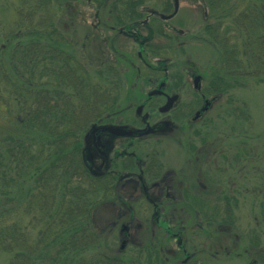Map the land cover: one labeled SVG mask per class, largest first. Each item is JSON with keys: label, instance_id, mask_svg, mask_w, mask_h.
<instances>
[{"label": "rangeland", "instance_id": "374dc122", "mask_svg": "<svg viewBox=\"0 0 264 264\" xmlns=\"http://www.w3.org/2000/svg\"><path fill=\"white\" fill-rule=\"evenodd\" d=\"M12 1L15 3L16 0ZM53 1L59 4H52L56 12L57 28L71 39L72 47V42L77 45L76 51L79 54L84 52L86 57L89 56L95 61L91 69H103L108 58H112L110 63L115 64L119 72L117 109L121 112L133 113L131 107L138 103L137 98L145 85L141 77L162 74L164 67L172 82L180 76L183 86L179 100L182 103L186 102L189 94H193L192 87L188 91L187 68L195 69L202 75L200 82L203 86L212 82L213 78L222 77L224 89L218 91L216 100L201 119L192 127L177 123L169 125L151 136L153 138L150 142L154 145L150 147L158 152L164 162V170L167 171L179 168L183 163L182 159L193 161L197 156V166L202 170L203 183L211 186L210 190L213 187L218 189L198 193L207 196L212 204L213 213L210 216L216 219L211 226H203L204 232L213 235L208 238L210 241L214 239L216 249L218 248V252H213L212 259H223L217 264H250L254 258L256 263L252 264H264V78L262 80L247 76L232 79L223 74L217 50L202 32L207 21L205 0H176L178 7L169 19L155 17L150 11H156L157 15L172 13L175 0ZM0 13L1 17L7 19L13 16L12 7L6 0L0 2ZM133 21L138 25L139 36L150 35V43L142 51V57L159 65L160 72L146 69L137 58L136 43L119 32L123 25ZM158 63L162 64L161 67ZM131 102L133 105L129 106ZM14 115L10 105L2 109L0 125L10 127ZM144 150L142 154H145ZM35 185L34 177L20 179L16 203H12L14 206L18 203L14 217L21 229L28 236H49L52 232L54 235L59 233L62 237L69 236V232L61 230V225L56 222L53 225L48 224L49 221L44 223V211L40 207L31 208L33 210L24 208L28 206L26 203H29ZM56 196L54 194V199ZM4 206L7 208L6 203ZM4 218L5 222L11 221L7 219L6 211ZM193 219L191 215L187 219L189 221L184 223V226H188L186 232L201 233L192 222ZM227 224L234 226L231 231ZM232 232L244 234L239 236V242L234 240L239 243L238 247L231 246L233 252L241 253L240 257L227 254L232 244L229 241L234 239ZM87 233H91L88 228ZM248 233L253 234L251 239L248 238ZM223 234L230 236L229 243L222 240ZM102 237L101 242L105 243L102 249L110 254L115 253L112 250L119 247L117 236ZM202 237L191 236V247L202 245L203 241L197 240ZM254 237L256 239L252 240ZM156 239L154 236L152 239L148 236H136L131 240L129 245L133 246L132 249L140 248L142 253L140 258L134 259V264L162 263L161 259L157 261L152 256L157 248L150 240ZM218 241H222V244ZM164 243L168 248L174 246L173 241ZM202 248L206 250L203 245ZM94 253L95 248L89 247L81 255L87 260ZM130 255L128 256L131 257ZM146 255L151 257L145 259ZM164 255L167 257L165 264L178 263L169 250ZM8 258L7 253L0 251V264H5ZM85 264H88L87 261Z\"/></svg>", "mask_w": 264, "mask_h": 264}, {"label": "trees", "instance_id": "16d2710c", "mask_svg": "<svg viewBox=\"0 0 264 264\" xmlns=\"http://www.w3.org/2000/svg\"><path fill=\"white\" fill-rule=\"evenodd\" d=\"M6 1L13 16L0 13V112L10 105L15 117L10 127L0 125V251L9 255L5 264H120L116 258L104 259L97 236L82 230L98 200L93 189L98 180L86 171L79 152L88 124L118 104V69L110 61L103 69H91L95 61L83 60L57 28L52 6L58 3ZM205 7L202 32L219 54L223 74L263 80L264 0H205ZM221 79L211 80L213 93L224 89ZM52 175L57 196L53 207L46 197L39 206L42 221L53 220L69 236H28L14 217L18 203L12 205L20 179L34 177L47 195ZM4 211L11 221L5 222ZM89 247L96 253L85 260L81 252Z\"/></svg>", "mask_w": 264, "mask_h": 264}, {"label": "flooded vegetation", "instance_id": "af4514ba", "mask_svg": "<svg viewBox=\"0 0 264 264\" xmlns=\"http://www.w3.org/2000/svg\"><path fill=\"white\" fill-rule=\"evenodd\" d=\"M150 13L158 17L154 10ZM137 26V23L133 21L123 25L119 32L136 43L137 58L143 66H146V69L160 72L159 65L142 57V51L150 43L148 41L150 35L139 36ZM66 38L71 43V39L68 36ZM72 44L77 49V45L74 42ZM81 53L82 59L86 60L84 52ZM82 59L79 57V60L84 62ZM108 59L107 61L112 60V58ZM136 71L138 72V69ZM186 75L188 91L190 92L192 87L193 94H189L185 103L179 100L183 86L180 76L172 82L164 67L162 74L141 77L145 85L137 98L138 103L131 107L133 113L121 112L116 104L110 113L89 123L81 135L79 152L82 164L86 171L96 176L98 180V184L93 186L98 194V200L91 204L93 206L89 211L90 221L86 222L82 230L85 236L88 235L87 228L91 231L90 236H97L100 241L98 252L106 260L116 258L120 264H126L124 261L129 260L128 264H134V259L140 258L142 253L140 248L132 249L133 246L129 245L131 240L136 236H148L150 239L154 236L157 239L150 240V243H153L157 250L153 251L152 256L157 261L161 259V264H165L167 257L164 253L168 250L177 259V264H217L223 261V259H212L213 252H218L216 241L214 239L210 241L208 236L213 235L203 231V226H211L216 219L210 216V213H213L212 204L207 196L204 197L198 193L218 191V189L213 187L210 190L211 186L208 187L203 183L202 170H199L197 166L198 157L195 156L193 161L184 158L179 168L167 171L164 170V162L160 159L158 152H154L150 147L154 145L150 142L153 134L175 123L192 127L208 112L216 100L218 94L213 93L211 82L203 86L200 82L202 75L197 70L187 68ZM173 96L175 97L169 107L164 111L161 110ZM130 105H133L132 102ZM144 149L147 151L145 152ZM142 150L145 154H142ZM50 167L49 172L53 171L52 166ZM53 181L52 175L47 195L41 193L40 184H36L30 196L31 201L26 205L37 208L45 204L46 197L49 201L47 204L53 207L55 204ZM200 186H203L201 187L203 189ZM191 215L194 218L192 222L197 229L201 230V233L186 232L188 226H184V223L189 221L187 219ZM48 224L53 225L54 221L49 220ZM227 227L230 230L234 226L227 224ZM232 234L234 239L231 241H229L230 236L224 234L222 240L232 243L227 250L229 256L240 257L241 253L233 252L231 246L238 247L239 243H235L234 240L239 242L241 240L239 236L244 234L233 232ZM49 236L55 235L52 232ZM102 236H117L119 247L112 250L115 253L110 254L106 252V249H102V245L105 244L101 242ZM191 236H203L197 240L203 241L202 245L206 247V250L201 244L192 248ZM247 236L251 239L253 234L248 233ZM255 239L254 237L252 240ZM166 241H173L174 246L168 248L164 243ZM218 243L221 245L222 241ZM149 257L151 255H146L145 259ZM252 263H256L254 258L250 261V264Z\"/></svg>", "mask_w": 264, "mask_h": 264}, {"label": "water", "instance_id": "95a60500", "mask_svg": "<svg viewBox=\"0 0 264 264\" xmlns=\"http://www.w3.org/2000/svg\"><path fill=\"white\" fill-rule=\"evenodd\" d=\"M177 7H178V3H177V1L175 0L174 10H173V12H172L171 14L161 15V17L164 18V19H168V18H170V17L173 15V13L176 12ZM174 97H175V96L170 97V98L168 99V101L166 102V104L161 108V110H163V111L166 110L167 107H169V105H170V103H171V101L173 100Z\"/></svg>", "mask_w": 264, "mask_h": 264}]
</instances>
